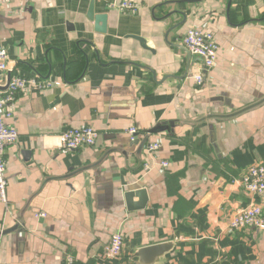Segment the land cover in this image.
<instances>
[{
	"label": "crops",
	"instance_id": "crops-1",
	"mask_svg": "<svg viewBox=\"0 0 264 264\" xmlns=\"http://www.w3.org/2000/svg\"><path fill=\"white\" fill-rule=\"evenodd\" d=\"M122 1L140 10L123 12L115 7ZM91 8L108 15L105 31ZM191 26L220 44L202 85L191 78L201 61H188L182 48ZM0 43L11 77L59 82L19 93L7 119L20 136L5 150L0 231L51 179L22 226L0 234V264H65L70 255L78 264H139L132 258L138 248L170 240L177 248L163 264H264V230H229L252 199L233 178L264 160V104L229 120L182 122L264 97V0H11L0 6ZM163 122L175 126L151 134L149 144H160L152 162L169 166L147 171L148 145L139 155V143ZM85 125L100 136L81 150L43 148L32 133ZM136 187L147 188L149 200L130 211L124 194ZM116 232L125 236L123 253L105 259Z\"/></svg>",
	"mask_w": 264,
	"mask_h": 264
},
{
	"label": "built area",
	"instance_id": "built-area-1",
	"mask_svg": "<svg viewBox=\"0 0 264 264\" xmlns=\"http://www.w3.org/2000/svg\"><path fill=\"white\" fill-rule=\"evenodd\" d=\"M9 2L11 0H0V6ZM115 7L130 14H137L140 10V5L132 1H122L115 4ZM184 44L192 54H199L204 59V62L198 64L197 69L191 72V78L194 82L197 85H202L206 73L216 63L220 44L211 31L198 29L193 26L188 28L184 37ZM9 65L10 61L7 49L0 43V78L5 76L4 78L6 79L4 83L0 82L1 86L7 84L6 73L10 69ZM53 84L59 85V82H36L27 77L15 75L11 77L7 90L0 96V199L5 205L8 204L5 150L9 145L17 143L20 136L14 126L7 124V119L13 117L19 93L31 88L45 90ZM129 132L131 140L137 141V128L132 127L129 129ZM32 133L38 137L40 146L43 148L55 147L67 150H81L87 146H93L100 136V133L89 125L67 128L52 133H39L34 129ZM159 147V143H150L147 146L146 151L149 159L145 162V170L149 171L157 165L161 167L169 166V162L166 160L157 161L156 163L152 162L155 160V152ZM233 182L248 192L252 196V199L246 205L237 209L229 222V230L231 232L246 228L264 230L263 205L257 200V198L264 197V160L257 161L248 166L242 176L233 178ZM39 216H45V214L41 213ZM125 244L126 239L124 234L122 232L114 233L111 236L109 244L106 246L103 257L108 260L118 259L123 253ZM65 264H78V262L74 256L70 255L67 256Z\"/></svg>",
	"mask_w": 264,
	"mask_h": 264
},
{
	"label": "water",
	"instance_id": "water-1",
	"mask_svg": "<svg viewBox=\"0 0 264 264\" xmlns=\"http://www.w3.org/2000/svg\"><path fill=\"white\" fill-rule=\"evenodd\" d=\"M187 1H193V0H187ZM177 13H180L183 17H184V22H186L187 20V15L185 12L182 11H177ZM174 14V12H173ZM89 17L91 19H94L96 24H97V28L100 31H105L106 27H107V19H108V15L107 14H99V15H95L93 14V8H91L90 13H89ZM182 23V22H181ZM183 49L186 50L187 52V56H188V61H192L193 62H204V59L201 55L199 54H192L187 48L182 47ZM7 84L5 86H1L0 85V89L1 90H7L8 88V84L10 83L11 80V72L8 71L7 73ZM264 104V97L260 100H258L257 102L253 103V104H249L241 109H238L236 111L233 112H229V113H224V114H208L205 115L204 117L198 119V120H183L182 122H186V123H190V124H200L203 123L204 121H207L209 119H224V120H229L232 119L234 117H237L247 111H251L255 108H258L260 106H262ZM163 123H160L158 125H156L155 127L151 128L148 132H146L142 138V140L139 143V148H138V154L141 155L142 151L144 150L146 145H149V138L151 136V134H158L164 131H170L172 129V127L175 126V122H170V125H165ZM108 153L105 154L103 156V158H106L108 156ZM103 161V159H99L96 163H94V165H92L91 167H95V165H98L99 162ZM51 178H46L44 180V182L42 183L41 187L39 188V190H37V192H35V194H33V196L30 197V199L28 200V202L25 204L24 208H22V210L19 212L17 219L18 222L10 228H7L3 231H0V234H7L10 233L18 228H20L22 226V223L24 222V217H23V213L25 210H27L30 206L31 201L33 200V198L40 193L42 187L45 185V183L50 180ZM214 193V191L212 192V194ZM125 196V200H126V204L128 207V210L130 211H134V210H139V209H143L144 207L147 206L148 200H149V195H148V190L145 187H136V188H132L130 190H128L127 192H125L124 194ZM135 198H137L138 200H135ZM264 200V198H263ZM176 242L175 241H164V242H159V243H155V244H151V245H147V246H142L140 248H138L134 255H133V260L137 261L139 264H163L165 261H167L170 257L172 252L175 251L176 249Z\"/></svg>",
	"mask_w": 264,
	"mask_h": 264
}]
</instances>
